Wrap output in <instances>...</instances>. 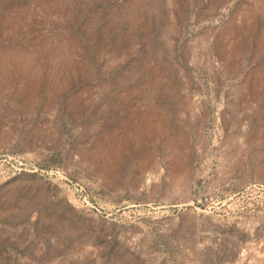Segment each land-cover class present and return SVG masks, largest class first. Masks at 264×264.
I'll list each match as a JSON object with an SVG mask.
<instances>
[{"label": "rangeland", "instance_id": "rangeland-1", "mask_svg": "<svg viewBox=\"0 0 264 264\" xmlns=\"http://www.w3.org/2000/svg\"><path fill=\"white\" fill-rule=\"evenodd\" d=\"M0 264H264V0H0Z\"/></svg>", "mask_w": 264, "mask_h": 264}, {"label": "built area", "instance_id": "built-area-1", "mask_svg": "<svg viewBox=\"0 0 264 264\" xmlns=\"http://www.w3.org/2000/svg\"><path fill=\"white\" fill-rule=\"evenodd\" d=\"M209 197L207 195H201L200 198L198 199L199 203H208L209 202Z\"/></svg>", "mask_w": 264, "mask_h": 264}]
</instances>
